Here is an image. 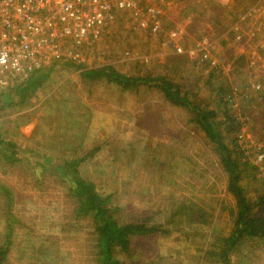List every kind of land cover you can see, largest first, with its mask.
<instances>
[{"label":"rangeland","instance_id":"1","mask_svg":"<svg viewBox=\"0 0 264 264\" xmlns=\"http://www.w3.org/2000/svg\"><path fill=\"white\" fill-rule=\"evenodd\" d=\"M250 1L153 2L162 15L163 31L157 37L140 19L123 15L94 53L104 54V63L128 76L162 75L180 84L194 102L215 111L221 123L225 122L224 106L209 88L223 85L226 93L221 98L230 100L227 106L233 109L230 114L237 128L228 133L222 124L220 130L226 144L239 148L234 158L241 163L240 184L254 201L264 195V161L256 163L264 154V92L251 89L248 68L254 69L250 59H259L261 52L257 56L253 49L241 52L233 43L234 34L229 32L224 40L219 29H228L232 13ZM178 25L186 31L178 38L183 54L176 53L168 37ZM200 37H218V47L209 58L223 66L215 72L221 75L214 78L212 87L205 83L217 65L200 61V53L194 51ZM88 58L96 66L94 54ZM86 68L55 64L44 70L47 78L26 101L18 103L19 97L11 95L8 101L14 103L3 108L0 100V138L15 143L19 152L26 151L23 163L0 157V187L10 193L8 199L0 189V249L9 240L3 264H95L93 221L76 217L75 203L57 177L45 174L38 179L41 169L27 160L32 152L68 160L83 158L82 178L112 196L113 204L123 209L120 216L125 223L151 215L165 222L171 202L194 194L205 210L215 214L203 228L196 226L194 238H139L132 251L120 253L119 258L125 264H211L204 256L214 235H228L231 229L224 205H235L215 144L193 121L194 115L167 102L161 90L140 86L122 91L104 80L84 78ZM189 181L195 190H189ZM204 182L208 187H202ZM256 213L264 215L261 208ZM259 242L240 245L231 256L232 264H264V244Z\"/></svg>","mask_w":264,"mask_h":264},{"label":"trees","instance_id":"2","mask_svg":"<svg viewBox=\"0 0 264 264\" xmlns=\"http://www.w3.org/2000/svg\"><path fill=\"white\" fill-rule=\"evenodd\" d=\"M214 1L212 0V2ZM190 28H188L189 32L191 31ZM219 29L223 34L227 31V28L224 27ZM220 43L224 46L225 41L222 40ZM243 58L244 56L242 58L240 56L239 61L242 60L243 62ZM43 72L34 73L29 79L12 89L1 90L2 107L14 103L13 100L8 101L11 95L19 97L18 103L26 101L36 92L42 80L44 81L47 78ZM215 72L216 70H213L207 75L208 79L205 83L207 87H212L215 81L214 78L221 75ZM82 76L89 80H104L107 83L114 84L122 91L136 90L140 86L161 90L167 102L176 107H185L190 111L194 115L193 121L205 132L210 142L215 144L219 162L229 176L227 191L234 197L235 205H228V203L224 205V210L229 216L228 223L231 224V229L228 235H214L211 249L205 252L204 258L207 263L232 264L231 256L240 245H244L243 243L260 241L259 243L264 244V215L256 213L258 208H261L264 212V195L258 196L254 201L248 198L245 189L240 184L241 163L237 158H234V154L238 153L239 148L237 150V145L233 143L232 147L226 144L221 133L222 130H220L222 124H225L228 133L230 131L234 132L233 129L237 128L236 119L230 114L233 109L227 106L230 104V100L225 99L224 101V98H221L226 93L223 85L213 90L209 88L210 92L219 97V105L224 106L221 111L225 117V122L221 123L217 121L215 111L204 107L200 102H194L191 93L182 91L180 84L165 76H128L117 71L111 65L98 69H88L82 72ZM230 98L232 97L230 96ZM2 107L0 110H2ZM24 153H26L25 150L18 151L15 143L0 138V157L6 162L23 163V161H26L24 155H22ZM27 155H29V152ZM27 160L28 164L41 169L42 177L38 175L39 180L45 174H52L66 185L68 195L75 203L74 213L77 218L84 217L93 221L96 234L95 264H125L119 258V254L130 253L134 240L139 238L155 235L164 237L178 235L183 240L189 241L195 237L196 226L203 228L209 223L207 221L208 217L212 219L215 215L212 211L205 210L204 206L201 205V199L194 194H189L181 202H171L165 222L157 221L151 215L125 223L120 216L123 209L121 206L113 204L112 196L100 193L94 183L82 178L79 167L85 161L83 158L68 160L32 152ZM245 164L259 170L258 167L249 164V162ZM171 184H174V181ZM188 185L190 191L195 190V185L191 181L188 182ZM206 186L208 187L207 183L204 182L202 187L205 188ZM0 189L10 199L9 191L3 187H0ZM205 211L210 215H207ZM7 228L11 232L12 220L10 218L7 219ZM7 245H9V240L0 249V264H3L5 260L7 250L5 247Z\"/></svg>","mask_w":264,"mask_h":264},{"label":"built area","instance_id":"3","mask_svg":"<svg viewBox=\"0 0 264 264\" xmlns=\"http://www.w3.org/2000/svg\"><path fill=\"white\" fill-rule=\"evenodd\" d=\"M158 1L164 0H0V89H12L34 73L59 63L87 67L86 70L106 66L104 54L94 51L121 16L140 19L153 37L163 31L161 12L153 3ZM247 4L232 13V23L222 39L230 32L241 52L253 49V56L261 52L259 59H250L254 69L249 67L248 71L252 75L251 89L263 93L264 0ZM179 26L168 37L176 53L183 54L185 49L178 38L186 31ZM217 42L218 37H204L195 43L194 51L200 53L201 62L217 65L212 69L219 72L223 64L209 58ZM92 54L96 66L89 63ZM125 56L130 59V52ZM262 161L264 154L257 157L256 163Z\"/></svg>","mask_w":264,"mask_h":264},{"label":"crops","instance_id":"4","mask_svg":"<svg viewBox=\"0 0 264 264\" xmlns=\"http://www.w3.org/2000/svg\"><path fill=\"white\" fill-rule=\"evenodd\" d=\"M235 2V1H234ZM0 91H1V89H0Z\"/></svg>","mask_w":264,"mask_h":264}]
</instances>
